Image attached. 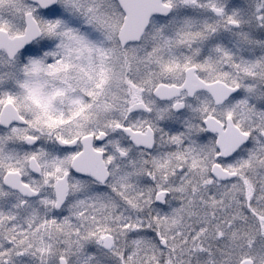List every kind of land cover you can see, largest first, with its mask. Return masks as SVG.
Instances as JSON below:
<instances>
[{
  "label": "snow or ice",
  "instance_id": "6c2138e0",
  "mask_svg": "<svg viewBox=\"0 0 264 264\" xmlns=\"http://www.w3.org/2000/svg\"><path fill=\"white\" fill-rule=\"evenodd\" d=\"M0 264H264V0H0Z\"/></svg>",
  "mask_w": 264,
  "mask_h": 264
}]
</instances>
